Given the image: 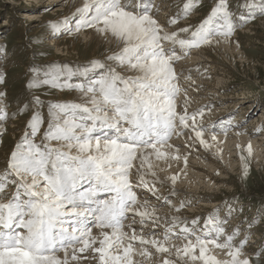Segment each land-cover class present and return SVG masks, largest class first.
<instances>
[{
	"label": "snow or ice",
	"instance_id": "snow-or-ice-1",
	"mask_svg": "<svg viewBox=\"0 0 264 264\" xmlns=\"http://www.w3.org/2000/svg\"><path fill=\"white\" fill-rule=\"evenodd\" d=\"M193 4L188 0L167 23L177 25ZM241 6L245 11L236 15L227 0H218L194 28L173 31L155 18L160 9L154 0H85L71 16L48 22L53 35L90 29L114 41L115 50L83 65L53 61L44 66L43 79L37 66L30 67L35 75L29 89L76 90L81 99L49 102L47 128L37 141L43 102L32 97L35 111L0 170V264H253L244 252L248 236L237 243L239 229L226 232L218 210L203 225L199 217L189 221L158 211L167 204L179 213L186 203L177 207L170 199L180 173L161 179L157 172L159 161L183 159L187 165L173 137H185L190 149L218 148L219 156L217 132L227 137L231 127L241 126L231 114L206 125L210 105L189 111L192 99L175 67L191 49L220 43L216 37L229 40L237 27L264 15V0ZM4 95L0 123L9 118ZM4 131L0 127V135ZM247 152L251 156V143ZM247 171L245 160V176ZM168 182L163 195L157 184ZM232 211L229 206L228 215ZM262 255L264 250L255 253L256 264Z\"/></svg>",
	"mask_w": 264,
	"mask_h": 264
},
{
	"label": "rangeland",
	"instance_id": "rangeland-1",
	"mask_svg": "<svg viewBox=\"0 0 264 264\" xmlns=\"http://www.w3.org/2000/svg\"><path fill=\"white\" fill-rule=\"evenodd\" d=\"M30 2L31 0H0V40L4 39V41H0V54H2V58H0V61H2V71L0 73L3 74L4 80L3 83H0V92L5 94L3 101L7 105V109L10 107L15 109L14 112H17L18 109L22 108L25 103H28L29 105L27 110L15 116L11 115L14 112H9L7 110L10 121H13V123L15 122L14 125L18 124L19 127L22 126V128H11L7 132H3V134L0 135V170L7 167L9 156L7 158H4V156L6 155V152L8 153V151H10L11 154L16 143L23 136L26 130L27 122L35 111V106L32 102L33 96H39L43 102L41 114L44 118V123L41 127L40 134L36 137L37 141L40 140L44 129L47 128V105L49 102H62L69 100L79 102L78 99L70 96V92L74 90H59L51 88L47 85L29 89L27 87V83L32 76L35 75V73L29 71L30 67L37 66L41 71L39 78L43 79L42 72L45 70L44 66L51 64L53 61H58L61 64L67 63L69 65H83L95 58L102 59L110 51V48L106 44H100L96 48L92 43H89L88 46H86L84 43L85 39H79L77 36H74L73 42L77 47L76 50H72L71 52L64 51L55 53L56 51L51 44L48 46L45 44V40L48 37L53 36L48 22L57 21L63 17L71 16L76 10H73L72 6H63L61 10L52 11L54 4L45 5L40 11L41 14L45 15L44 20L42 21L44 23L42 31L29 35L31 31L27 29L28 24L19 17L18 13L19 11H22V7L32 5ZM187 2L188 0H176L171 3L173 6H169L168 9L171 10L172 17H174L183 7V4ZM217 2L218 0H194L193 8L190 14L181 20L185 21V24H187L186 26L192 25L194 28L207 17ZM244 2L245 0H227L230 11L236 15L245 11V9L241 6ZM256 2L259 3L260 0H256ZM33 5H38V3H34ZM157 13H155V15ZM263 18L264 15L257 14L253 19L243 24V26L256 24L258 26V31L255 35H250L246 33V31L239 32V29L243 26L235 29L231 37L236 36L239 32V37L234 38L239 40L240 45L238 51L235 50L231 53L225 49H219L220 53H214V55H212L215 58H218V61H221L222 64L226 66L227 70L225 69V71L221 74L210 73L209 71L206 72L207 76L209 74L210 76L219 77L221 80V93H229L228 95L226 94L228 98L226 97L219 103L225 104V102H230L231 100L237 102L243 101V103L247 104L246 109L250 108L251 112L244 118H241L242 121L239 125L247 123L250 118L257 117L261 114V112L264 113ZM169 26V29H171V27H175L174 25ZM61 35L62 34L58 36ZM210 62L211 61H208V66L210 65ZM73 82L77 81L74 79ZM59 92L64 94L60 95ZM207 96H212V98L217 97L214 94H209ZM181 98L182 97L180 96V99ZM219 105H221V109H223L222 107H224V105ZM246 117L247 121L244 122ZM233 118L234 116L231 117L232 120H234ZM205 119L206 118L204 116V123L206 121ZM254 127H256V129L260 128L261 130L256 132L255 129L251 133H246L245 135H248V139L252 140L253 138H257L264 132V121L260 124L258 122ZM20 129L21 132H19ZM221 133L223 135V132ZM183 139L184 140L180 139L181 142L185 141V137H183ZM254 155L253 151L251 156H249L247 150L239 152L236 150L233 156V169L227 174V176L231 178V181H227L226 185L217 186L213 194L217 203L212 204V206L205 207H211V210H218V218H220V220L227 221V224L224 226L226 228V232L229 234L238 228L240 236L242 231L245 230V233L242 234L241 238L243 239L245 235L248 236V241L245 244V247L249 244L253 245L251 240H253L252 236L254 233L260 234L258 236L261 238V242L259 243L260 247L258 249L255 248V251H252L251 255H249L252 257L253 264H256L255 253L258 250H264V155L258 157ZM241 156L245 157L248 164L246 176L244 175L245 160H241ZM188 159L191 160V157ZM194 163L211 168L209 170L213 173H218L220 171V169L214 165L210 167V165H208V161H205L204 159H199V161L195 160ZM196 167L200 168V166ZM200 169L202 170V168ZM197 201L198 200L194 201L195 204L193 205L196 206ZM228 203H230V205L223 208V205ZM229 206L233 209L231 215H228ZM160 207L165 208L167 207V204H163ZM224 210L226 211L224 212ZM222 212L225 213L226 216L221 217L220 215L223 214ZM203 213V211H200L197 215V217L200 218L201 225L204 223L203 216H201ZM230 219H232V221L235 220L234 223L232 222L233 224L229 223V221H231ZM239 236L236 238L237 243L239 242V240H237ZM259 264H264V255L260 257Z\"/></svg>",
	"mask_w": 264,
	"mask_h": 264
},
{
	"label": "bare ground",
	"instance_id": "bare-ground-1",
	"mask_svg": "<svg viewBox=\"0 0 264 264\" xmlns=\"http://www.w3.org/2000/svg\"><path fill=\"white\" fill-rule=\"evenodd\" d=\"M176 0H155V4L159 7V12L155 15V18L162 24L167 30L173 31L176 30L178 27H185V21L181 20L178 21L175 27H171L169 29V24L167 21L172 18V12L168 9V7H172L173 3ZM10 2V1H9ZM85 0H31L30 6L22 7V11H19V17L28 24L27 29L31 31L29 35L33 33L40 32L43 29L45 15L41 14V9L44 8L47 4H54L52 11L61 10L63 6H72L73 10H76L79 6L81 7ZM34 3H38V5H33ZM171 4V5H170ZM178 8V7H175ZM51 11V12H52ZM175 11V10H174ZM236 12V11H235ZM242 13V12H241ZM264 19V18H263ZM162 22V23H161ZM257 25L251 24L249 26H243L239 29V32L246 31V33L250 35L257 34ZM239 32L236 36L230 37L229 40H224L223 38H216L220 40V43H213L212 45H205L200 47L199 49H191L190 54L178 61L175 64L177 72H183L181 77V84L187 88L188 96L191 97L192 103L189 107V111L194 108H198L201 105H210V110L205 111V124L210 125L211 123L219 120L220 118H224L225 120L228 119L229 114L231 117L234 116V120L232 123L234 125H239L241 123V118H244L247 114L251 112L250 108L246 109L247 104L237 101H230L224 103H219L220 101L224 100L229 93L226 92L225 94L221 93V86H220V79L217 76H208L206 72L221 74L225 71L226 66L222 64L221 61H218V58H215L214 53H220V50L225 49L229 52H234L235 50H239V40L234 39L239 37ZM74 36H77L79 39H85L84 43L88 46L89 43L95 45V48L98 47L100 44H106L110 48V51L115 50V42L108 43L104 41L101 37L96 35L92 30L87 29L85 31H80V33L76 35H67L62 34L61 36L53 35L48 37L45 40V44L52 45L55 49V53L59 52H71L72 50H76V45L73 42ZM1 42L4 39L0 40ZM220 49V50H219ZM108 52V54H109ZM216 55V54H215ZM219 56V55H218ZM188 57V58H187ZM202 58V59H201ZM53 59V58H50ZM48 61V60H47ZM208 61L210 65L208 66ZM2 61H0V72L2 71ZM208 66V68H207ZM208 69V70H206ZM227 70V69H226ZM191 76V81H186L184 78ZM223 76V75H222ZM194 81V83H192ZM205 85V86H204ZM223 86V85H222ZM60 95L64 94L59 92ZM71 97L76 98L80 101L81 96L80 94L74 90L71 91ZM215 95L216 98H212V96L207 95ZM206 95V96H205ZM181 99L183 100V94H181ZM228 98V97H227ZM5 100V99H4ZM179 103V101H178ZM229 103V104H228ZM224 105L221 109V105ZM236 109V110H235ZM9 112H14L15 109L8 107L7 109ZM264 113L261 112L257 117H252L247 123H243L240 127H231L228 131L227 137H225L224 133L220 131L217 132V139L218 141L222 142L219 144V149H222L219 156L216 154L218 148H213L211 151L204 149L202 146L197 145L194 148H189L185 146V141L181 142L180 139L184 140L183 137H173L171 141L174 145L179 146V151L181 155H186L188 158L191 157V160H187V165H185L183 159L179 162L175 160H170L168 162L159 161L157 172L161 179L174 175L176 173H180V177L176 182V189L177 193L175 196L170 197L172 202L177 207L180 205L181 201H185V207L180 209L179 213H175L171 206L167 205V207L162 208L159 207L158 211L160 214L163 215H180L181 217H187L189 221L195 219L200 211L204 213L201 214L203 216V220H205L210 213L213 212L210 207L205 206H212V204H216V199L213 197L215 192V188L217 186L226 185L227 181H231V178L227 176L230 170L233 169L234 166V153L236 150L242 151L247 150L248 144L251 143L252 151L258 157L264 155V132L259 135L257 138L248 139V135L246 133H251L253 130L256 129L255 124L259 122L262 123L264 121ZM11 117V116H10ZM8 120V121H7ZM6 121L0 123V127L5 129L4 132H7L11 128H22V126L14 125L13 121H10L8 118ZM10 125H9V124ZM21 132V129L20 131ZM17 133V132H16ZM239 133V135H237ZM208 134L206 133V138ZM239 145V147H238ZM192 152V154H191ZM191 155H190V154ZM254 155V156H255ZM10 157V151L6 152L4 158ZM222 156V158H220ZM3 158V159H4ZM199 159H204L208 161V165L216 166L220 171L218 173L211 172L208 168L204 165H198L194 163V161H199ZM261 159V158H260ZM194 160V161H192ZM204 163V162H203ZM170 165V166H169ZM196 166H200L197 168ZM196 167V168H195ZM170 182L166 183L165 185L157 184V188L159 189L160 193L166 195L170 190ZM211 193V194H209ZM196 206L194 201H196ZM153 204H157L158 202L153 198L151 201ZM223 205V204H222ZM230 203L223 205L224 207H228ZM226 209V208H225ZM226 210H224L225 212ZM223 213V212H222ZM226 216L225 213L220 215ZM224 218V217H223ZM220 219V218H219ZM229 223H234L232 219H230ZM163 223V222H162ZM232 223V224H233ZM201 224V223H200ZM227 224V223H226ZM237 225V224H236ZM230 227V225H229ZM228 227V228H229ZM234 227V226H233ZM255 228V227H254ZM234 229V228H233ZM245 229V227H244ZM229 231V230H228ZM95 232V229H94ZM230 232V231H229ZM241 233V232H240ZM245 233V230L242 231V234ZM242 234H240L237 240L242 238ZM259 233H254L252 236L251 242L253 245H247L244 248V252L247 255H251L254 249H258L260 247L259 243L261 242V238L258 237ZM175 243H181L180 241H174ZM249 249V250H246ZM219 252V250H216ZM250 251V252H249ZM219 258H223V254H219Z\"/></svg>",
	"mask_w": 264,
	"mask_h": 264
}]
</instances>
